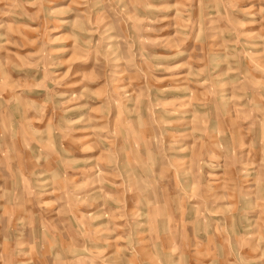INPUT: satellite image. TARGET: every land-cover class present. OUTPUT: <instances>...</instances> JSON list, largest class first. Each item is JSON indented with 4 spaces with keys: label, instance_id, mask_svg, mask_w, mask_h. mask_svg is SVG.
Returning a JSON list of instances; mask_svg holds the SVG:
<instances>
[{
    "label": "rangeland",
    "instance_id": "1",
    "mask_svg": "<svg viewBox=\"0 0 264 264\" xmlns=\"http://www.w3.org/2000/svg\"><path fill=\"white\" fill-rule=\"evenodd\" d=\"M0 264H264V0H0Z\"/></svg>",
    "mask_w": 264,
    "mask_h": 264
}]
</instances>
